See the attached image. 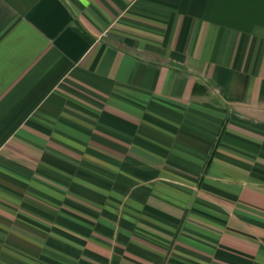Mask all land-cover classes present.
<instances>
[{"label":"crops","instance_id":"crops-1","mask_svg":"<svg viewBox=\"0 0 264 264\" xmlns=\"http://www.w3.org/2000/svg\"><path fill=\"white\" fill-rule=\"evenodd\" d=\"M0 264H264V0H0Z\"/></svg>","mask_w":264,"mask_h":264}]
</instances>
